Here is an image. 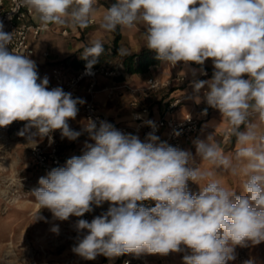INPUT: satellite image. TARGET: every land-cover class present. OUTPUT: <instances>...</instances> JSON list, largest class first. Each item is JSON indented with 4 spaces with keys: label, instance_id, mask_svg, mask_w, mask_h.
<instances>
[{
    "label": "clouds",
    "instance_id": "clouds-1",
    "mask_svg": "<svg viewBox=\"0 0 264 264\" xmlns=\"http://www.w3.org/2000/svg\"><path fill=\"white\" fill-rule=\"evenodd\" d=\"M17 7L28 8L45 29L86 28L97 0H19ZM139 24L144 25L146 48L160 62L203 66L211 59L212 77L194 80L192 87L196 93L203 89L207 105L227 120L237 148L233 156L225 155L211 135L193 144L196 156L214 170L242 176V190L216 179L201 187L199 182L214 171H201L191 151L153 133L142 141L107 121L90 119L83 131L94 143L40 177L32 194L41 209L60 221L83 217L93 205L108 202L101 215L75 223L79 235L72 251L85 260L187 249L183 264H228L236 246L264 241V131L249 121L255 113L264 124V0H113L100 27L112 32ZM11 41L12 33L0 23V127L27 121L18 135L35 128L30 142L51 137L55 130L62 138L78 139L82 133L68 121L85 101L61 87L49 89L35 61L9 50ZM103 52L100 40L89 41L81 56L86 74ZM189 182L199 191L192 193ZM52 231L58 234V225Z\"/></svg>",
    "mask_w": 264,
    "mask_h": 264
},
{
    "label": "built area",
    "instance_id": "built-area-1",
    "mask_svg": "<svg viewBox=\"0 0 264 264\" xmlns=\"http://www.w3.org/2000/svg\"><path fill=\"white\" fill-rule=\"evenodd\" d=\"M19 0H0V23L3 24V30L7 33H12V41L8 46L10 51L17 54H27L31 58L35 52L33 41L40 33L47 30L42 28L40 23L33 20L34 13L26 7H17ZM66 33V29L61 31ZM46 51L41 52V56L46 57ZM87 61L79 68L71 70L66 65L54 66L51 68V79L49 80V89L61 87L65 92L71 93L73 98H82V86L87 94V98L83 99L85 103L78 105V114L82 118V123L78 124L76 118L69 120V127L72 130L79 131L80 136H89L83 131V124H87L88 120H95L97 124L101 120L111 123L117 130L125 134H133L138 136L142 141H145L149 133L159 137L162 142H167L173 147L182 150H189L199 133L202 123L217 109L207 105L203 98L204 90L200 93L194 92V89L186 95H175L174 89L183 85L188 79L185 73L176 70L171 76L158 78L149 76L146 79V84L142 87H130L128 84H120L121 87H126L130 95L129 106L133 108L131 112V120L120 122L105 118L97 110L95 102L96 84L98 76L106 75L111 79L124 74L122 64L118 67H110L105 64L94 65L90 74H86ZM180 66L184 62H179ZM154 64L150 65L153 66ZM171 67L172 64L169 63ZM149 66V67H150ZM208 75L207 70H203ZM207 75H202L205 77ZM39 82V81H38ZM116 82L105 86L107 97L112 98L116 90L120 88ZM151 94H160L165 100L160 109V114L157 117L152 116L151 108L144 103V99ZM200 97L198 103L196 97ZM188 100L190 108L182 113L180 117L173 114L175 109H178L184 101ZM206 110V112H205ZM255 114V113H253ZM152 122V125L148 124ZM27 121H14L11 125L0 127V132H5L17 125H26ZM35 132L36 129L32 128ZM231 127L221 131L222 140L227 141ZM68 139L62 138L60 130H55L51 133V137L37 138V142H33L29 146L28 154L32 163L44 174L47 175L53 168L64 166L67 159L71 158L64 152V147L67 145ZM153 206V205H152ZM107 211L103 206L96 207L93 205L91 212L85 213L83 217L71 216L72 223L69 226L66 238L69 241L68 255L63 259L62 264H74L77 261H86L72 249L77 243L78 233L75 229V223L78 219H86L91 221L95 216L101 215ZM120 264H140L139 256L135 254H125L119 257ZM27 264H40L36 259H29Z\"/></svg>",
    "mask_w": 264,
    "mask_h": 264
},
{
    "label": "rangeland",
    "instance_id": "rangeland-1",
    "mask_svg": "<svg viewBox=\"0 0 264 264\" xmlns=\"http://www.w3.org/2000/svg\"><path fill=\"white\" fill-rule=\"evenodd\" d=\"M95 22L97 19L92 18L89 24ZM106 45L108 51L113 50L112 45ZM118 52L104 57L99 64L118 67L121 64V56ZM25 126L17 125L0 132V264H27V261L33 258L40 264H46L51 260L62 262L68 255V252L64 256L61 253L69 247L66 234L72 218L66 221L55 219L50 210L41 209L35 201L32 191L39 187L38 180L44 174L32 163L28 154L29 146L33 143L29 141V136L35 131L29 129L25 135H18ZM220 133L221 131L211 130L202 140L211 135L225 155L233 156L237 144H231L229 139L223 141ZM37 138L38 136L36 140ZM90 142L94 143L90 139L83 141L78 147L77 154L80 150L84 151L85 144ZM194 159L201 171H214L212 177L199 182L201 187L208 179H216L222 186L233 191L239 193L242 190L244 179L242 176H233L223 169L214 170L209 162L200 160L196 154ZM189 189L192 193H196L199 191V186L189 182ZM38 214L40 218L36 219ZM55 225L59 227L58 234L52 231ZM186 254H189L187 249L168 255L144 253L140 254L139 258L140 264H183L182 258ZM234 256L235 259L228 261V264H264V241L256 245L251 242L246 246L238 245L235 247ZM86 262L120 264V259H109L99 255L95 260H86Z\"/></svg>",
    "mask_w": 264,
    "mask_h": 264
},
{
    "label": "crops",
    "instance_id": "crops-1",
    "mask_svg": "<svg viewBox=\"0 0 264 264\" xmlns=\"http://www.w3.org/2000/svg\"><path fill=\"white\" fill-rule=\"evenodd\" d=\"M113 0H97V12L92 18L97 19V22L91 23L86 28H72L70 26H58L50 25L49 28L34 39L33 46L35 52L30 58L35 61L37 65V71L39 78L42 80L44 77L51 79V68L54 66L66 65L70 67L71 70L79 68L70 63V60L73 57L82 59L81 56L84 52L86 46H89L90 40H100L103 44H110L113 47L114 32L105 31L100 27L101 18L104 14V11ZM33 20L36 23H39L35 14ZM66 29V33L61 31ZM119 38L117 40V47L115 48L118 53H135L141 50L146 49V40L144 37V25L139 24L131 28H118ZM114 49V47H113ZM46 51L47 56H41V52ZM176 70L181 71L187 75V81L183 85L178 86L174 89L173 94L175 95H186L193 90L192 82L194 80H208L212 77L213 73V64L211 59L205 62L203 66L196 65L194 63L183 64L180 66L179 62L171 67L167 62H157L153 66H148L147 69L141 72H124L123 75L118 76L114 79L109 78L106 75H99L98 82L96 84V98L95 102L97 105V110L105 116V118L114 121H130L132 107L129 106L130 95L126 87H121L120 84H128L130 87H142L146 84V79L149 76H156L158 78H165L171 76ZM203 70L208 71V75L205 77L200 76V72ZM116 82L120 85V88L116 90V93L112 98L107 97V92L105 86ZM82 98L86 99L87 94L84 91L82 86L81 92ZM163 98L160 94H151L144 99V103L148 105L152 110V116L157 117L160 114V109L163 104ZM190 108V103L188 100L184 101L182 105L173 111V114L177 117H180L182 113L187 111ZM249 121L253 124L259 125V130L264 131V124H261L257 114H252L249 117ZM76 122L78 124L82 123V118L80 115L76 116ZM230 127L227 120L221 117L219 111H214L203 123L199 133L196 135V139H203V137L212 130L224 131L226 128ZM241 130H244L242 126ZM232 132L229 134V142L231 144L236 143V138H233ZM90 139L89 136H79L78 139L74 141L68 140L67 145L64 147V152L67 156H79L83 154V151L80 150V153L77 154L79 145ZM91 143V142H90ZM75 144V146H72ZM190 151L193 153V156L196 154L195 146L192 144ZM103 207H109L108 202H105ZM68 252L67 249H64V253H61L62 256L66 255ZM60 257H57V259ZM60 260V259H59ZM46 264H62L55 260L47 261ZM74 264H91L86 261H77ZM97 264V263H92Z\"/></svg>",
    "mask_w": 264,
    "mask_h": 264
},
{
    "label": "trees",
    "instance_id": "trees-1",
    "mask_svg": "<svg viewBox=\"0 0 264 264\" xmlns=\"http://www.w3.org/2000/svg\"><path fill=\"white\" fill-rule=\"evenodd\" d=\"M118 38H119V31L117 28V30L114 32V39L112 43L114 49L112 51H108V46L106 44H103L104 52L101 55L99 62L95 65H98L104 57L116 54L115 48L117 47ZM119 55L121 56V64H122L123 70L129 73L141 72L147 69L148 66L159 62V60L156 58V53L149 49H144V50H141L135 53H120ZM84 62H85L84 59H78L76 57H73L70 60V63L75 66H79L78 64H80L81 66L83 65ZM233 138H236V137L233 136Z\"/></svg>",
    "mask_w": 264,
    "mask_h": 264
}]
</instances>
